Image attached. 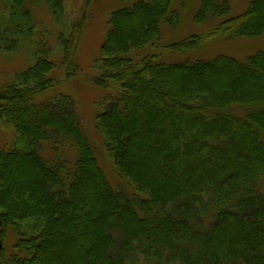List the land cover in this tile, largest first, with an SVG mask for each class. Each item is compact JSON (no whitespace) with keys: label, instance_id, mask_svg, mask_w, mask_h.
Instances as JSON below:
<instances>
[{"label":"trees","instance_id":"obj_1","mask_svg":"<svg viewBox=\"0 0 264 264\" xmlns=\"http://www.w3.org/2000/svg\"><path fill=\"white\" fill-rule=\"evenodd\" d=\"M9 1L10 20L34 21L35 5L62 9ZM117 1L130 5L108 20L94 82L113 92L94 130L131 192L111 185L72 96L36 100L57 65L69 76L78 66L84 16L0 91V119L29 145L0 151V264H264V50L170 62L166 49L202 42L165 43L177 0ZM230 10L231 0H202L194 21L223 18L213 31L231 37L264 33V0Z\"/></svg>","mask_w":264,"mask_h":264},{"label":"rangeland","instance_id":"obj_2","mask_svg":"<svg viewBox=\"0 0 264 264\" xmlns=\"http://www.w3.org/2000/svg\"><path fill=\"white\" fill-rule=\"evenodd\" d=\"M60 1L62 9L55 15L50 12L49 7H37L39 5H35L33 12L36 16L33 17V21L24 17L21 19L20 16H16L15 20H10L12 4L9 0H0V91H3L20 73L35 64L37 53L42 45L46 44L47 48L54 47L55 37L58 39L61 33L68 32L74 20L85 16L86 27L78 54V66L72 68L73 73L69 76L64 67L57 65L50 74V77L54 79V84L39 94L36 100L45 101L59 94L72 96L77 103L81 125L90 136L95 152L111 185L116 184L119 188L131 192V186L127 181L117 177L112 160L106 152L102 140L94 130V118L97 113L105 109V104H108L107 99L113 92L96 85L94 82L95 77L100 75L103 67L102 45L107 35L108 20L114 10L130 4L117 0ZM201 1H176L175 9L179 11V22L173 27L163 28L165 43L178 42L193 35H200L202 42L197 47L182 51L166 49L163 53L164 56H168L167 59L169 60L167 61L176 62L186 58L214 59L221 55L246 61L249 56L264 50V33L256 37H231L227 34L215 33L214 28L223 18L209 19L201 24L195 23L194 16ZM251 1L231 0V10L226 17L244 13ZM33 8L27 7L26 9L32 11ZM16 15L18 14L16 13ZM11 25V30L15 31L14 33L9 30V33L7 32ZM47 34H50L51 38ZM55 47L58 48L56 45ZM59 53L62 57L60 43ZM145 107H147L146 104ZM235 112L242 114L243 108L237 107ZM142 114L146 118L145 111H142ZM145 124L147 125L146 119ZM28 149L29 145L26 138L12 125L0 119V151H26ZM7 241L9 244L14 241L13 233L7 238L6 243ZM3 242L0 241V248L5 244Z\"/></svg>","mask_w":264,"mask_h":264}]
</instances>
